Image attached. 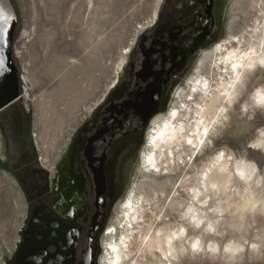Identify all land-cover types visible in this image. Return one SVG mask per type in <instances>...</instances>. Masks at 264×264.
<instances>
[{
    "label": "rangeland",
    "instance_id": "obj_1",
    "mask_svg": "<svg viewBox=\"0 0 264 264\" xmlns=\"http://www.w3.org/2000/svg\"><path fill=\"white\" fill-rule=\"evenodd\" d=\"M11 2L17 15L12 53L21 90L20 99L0 112V264L10 263L29 217V200L17 171L18 148L10 140L22 136L40 164L46 166L48 163V168L55 165L76 132L110 93L138 38L153 26L160 12L174 8L177 0ZM249 3V0H218L212 41L198 53L170 96L161 117L173 105L176 95L186 88L197 65L209 62L213 48L230 32L237 33L247 23L252 24L257 13L249 8ZM244 84L236 103L228 111L224 126L210 132L204 155L199 156L190 169L192 175L222 151L234 152L239 158L244 157L257 165V173L264 172V145L254 143L264 139V108L258 107L253 98L256 89L264 87V71L248 75ZM244 103L248 110L243 109ZM12 123H17V128ZM146 137L147 133L139 143L118 148L122 157L113 163L117 166L116 176L109 179L113 184L109 195L111 203L99 239L98 264L104 255L107 229L114 224L121 231L115 217L120 203L131 185L142 180L138 159ZM189 154L187 151L182 157ZM175 155L178 157L179 152ZM179 189L181 200H184L186 193ZM172 197L161 206V222L174 227L187 224L190 235L200 232L201 227L182 219L184 207L173 205ZM149 208L159 211L153 202ZM214 210L209 215L218 218L217 225H220L216 230L203 233L206 242L212 239L207 247L217 242L215 249L205 248L198 252L190 247L188 240L183 247L177 245L179 249L173 252L175 255L169 263L164 261L167 264H264V211L257 209L248 213L238 226L234 214L229 211L218 214ZM144 216L145 220L152 216L151 210H145ZM135 237L131 249L137 243ZM236 245L241 247L238 251L233 250ZM147 259L150 261L152 257L147 255Z\"/></svg>",
    "mask_w": 264,
    "mask_h": 264
},
{
    "label": "flooded vegetation",
    "instance_id": "obj_2",
    "mask_svg": "<svg viewBox=\"0 0 264 264\" xmlns=\"http://www.w3.org/2000/svg\"><path fill=\"white\" fill-rule=\"evenodd\" d=\"M217 2L177 0L158 14L129 51L110 93L55 165L40 164L22 136L10 140L18 148L29 217L9 264H98L111 203L109 179L122 157L118 148L139 143L166 110L182 77L212 41Z\"/></svg>",
    "mask_w": 264,
    "mask_h": 264
},
{
    "label": "bare ground",
    "instance_id": "obj_3",
    "mask_svg": "<svg viewBox=\"0 0 264 264\" xmlns=\"http://www.w3.org/2000/svg\"><path fill=\"white\" fill-rule=\"evenodd\" d=\"M249 2V8L257 13L252 24L247 23L237 33L230 32L220 41L210 52L209 62L197 65L194 76L176 95L168 112L152 122L139 153L142 180L131 185L120 203L115 217L121 231L112 224L105 233L101 264H167L164 260L170 262L173 252L179 249L177 245L182 246L188 240L190 247L198 252L215 249L217 242L207 247L212 239L206 242L203 233L220 225L218 218L209 215L212 209L218 214L225 211L234 214L238 226L248 213L264 211V172L257 173V165L246 158L222 151L205 162L197 174L190 172L198 157L204 155L210 132L224 126L230 107L245 87V79L254 72L264 71V0ZM233 63L240 65L235 71ZM253 98L258 107L264 108V102L258 103L264 98V87L256 89ZM242 107L248 110L247 104ZM254 143L264 145V139ZM187 151L190 154L183 158ZM179 188L186 193L184 200ZM171 195L173 205L184 207L182 219L201 227L200 232L190 235L187 224L174 227L161 222V206ZM152 202L158 212L149 208ZM147 209L152 216L145 220ZM134 237L137 243L131 249ZM240 248L236 245L233 250Z\"/></svg>",
    "mask_w": 264,
    "mask_h": 264
},
{
    "label": "water",
    "instance_id": "obj_4",
    "mask_svg": "<svg viewBox=\"0 0 264 264\" xmlns=\"http://www.w3.org/2000/svg\"><path fill=\"white\" fill-rule=\"evenodd\" d=\"M16 25L17 15L11 0H0V112L20 97L18 70L12 53Z\"/></svg>",
    "mask_w": 264,
    "mask_h": 264
},
{
    "label": "snow or ice",
    "instance_id": "obj_5",
    "mask_svg": "<svg viewBox=\"0 0 264 264\" xmlns=\"http://www.w3.org/2000/svg\"><path fill=\"white\" fill-rule=\"evenodd\" d=\"M5 19H7V17H5ZM240 65H237L235 63L232 64V68H233V71L236 70L237 67H239ZM259 102H264V98H261V101H258ZM207 133V129H205V134ZM189 143H191V141H189Z\"/></svg>",
    "mask_w": 264,
    "mask_h": 264
}]
</instances>
